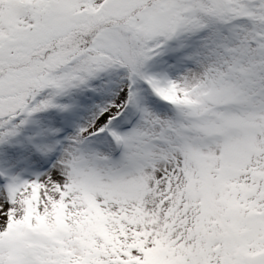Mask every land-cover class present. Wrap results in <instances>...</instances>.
Wrapping results in <instances>:
<instances>
[{
    "label": "snow or ice",
    "instance_id": "6c2138e0",
    "mask_svg": "<svg viewBox=\"0 0 264 264\" xmlns=\"http://www.w3.org/2000/svg\"><path fill=\"white\" fill-rule=\"evenodd\" d=\"M0 264H264V0H0Z\"/></svg>",
    "mask_w": 264,
    "mask_h": 264
}]
</instances>
